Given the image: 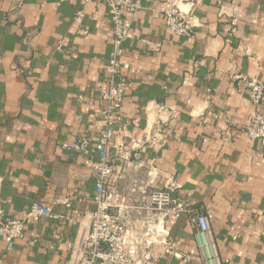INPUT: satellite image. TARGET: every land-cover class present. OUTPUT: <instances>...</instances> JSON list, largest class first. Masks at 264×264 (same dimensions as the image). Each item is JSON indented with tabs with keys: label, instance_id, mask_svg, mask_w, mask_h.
<instances>
[{
	"label": "crops",
	"instance_id": "0c3cea01",
	"mask_svg": "<svg viewBox=\"0 0 264 264\" xmlns=\"http://www.w3.org/2000/svg\"><path fill=\"white\" fill-rule=\"evenodd\" d=\"M170 1L142 0L134 38L123 44L133 67L143 71L126 93L125 135L142 139L147 124L161 116L170 136L143 156L147 167L137 174L154 168L153 187L173 183L175 197L212 217L202 248L187 216L172 218L170 238L182 257L156 246L157 264H264V142L240 130L253 105L246 83L231 78L264 81V0H198L190 38L165 24L162 10ZM79 10L81 22L74 20ZM111 39V17L100 0H0L4 208L24 217L37 202L60 216L25 219L26 235L11 247L0 238V264H71L67 245L79 243L88 227L96 180L82 156L61 143L99 136ZM115 170L122 184L135 172L121 162ZM62 197L71 206L56 202Z\"/></svg>",
	"mask_w": 264,
	"mask_h": 264
},
{
	"label": "built area",
	"instance_id": "2783aa9c",
	"mask_svg": "<svg viewBox=\"0 0 264 264\" xmlns=\"http://www.w3.org/2000/svg\"><path fill=\"white\" fill-rule=\"evenodd\" d=\"M100 1L107 8L112 21V48L105 66L107 87L101 90V99L105 103L101 111L102 128L96 139L85 133L72 142L61 143L63 149L80 154L84 165L94 172L96 193L92 201L95 207L79 243L69 242L67 246L71 250V264H157L156 246H160L168 255L182 257L177 243L170 238L168 223L172 218L186 215L197 230L202 248L209 244L212 215L175 197L173 183H167L162 188L153 187L157 175L154 168L151 167L146 176L137 174L139 168L147 167L143 156L149 150L158 151L170 136L168 123L161 116L154 125L147 124L142 139L133 141L130 135H125L127 128L123 105L126 93L142 77L143 71L133 67L123 44L134 38L133 23L142 9V0ZM170 2V7L162 10L165 24L176 36L193 37L196 27L193 11L198 0ZM184 5L188 8H184ZM83 17L84 11L79 10L74 20L81 22ZM237 23L235 14L231 20V33L236 31ZM146 78L151 80L153 76L148 74ZM231 78L242 79L246 83L245 90L253 105L248 122L240 130L249 139L264 142V112L261 110L264 81L243 74H233ZM162 110L165 111L163 106L159 111ZM202 122L205 123L206 119H202ZM230 133V128H226L224 135L229 137ZM119 162L135 171L124 180L127 181L125 184L115 172ZM56 202L71 206L68 198H58ZM42 217L60 216L53 212L52 207L37 202L26 209L24 217L9 216L4 208L0 177V238L8 247L25 237V219L37 221ZM185 261H189V257H185Z\"/></svg>",
	"mask_w": 264,
	"mask_h": 264
}]
</instances>
